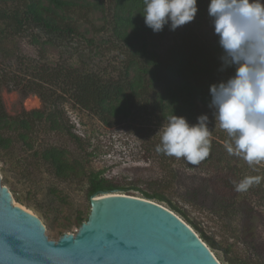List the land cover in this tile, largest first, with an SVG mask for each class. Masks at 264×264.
Segmentation results:
<instances>
[{
    "label": "rangeland",
    "instance_id": "1",
    "mask_svg": "<svg viewBox=\"0 0 264 264\" xmlns=\"http://www.w3.org/2000/svg\"><path fill=\"white\" fill-rule=\"evenodd\" d=\"M110 2L111 5L112 0ZM207 9L202 8L194 21L175 31L164 27L162 32L155 33L151 50L161 56L175 44L185 47L189 42L202 43L200 38L207 40L214 35ZM90 18L83 24L82 30L88 29L89 36L109 38L110 26L106 23L113 21V18L104 19L99 11L92 13ZM35 28L33 31L36 32ZM39 39L41 44L33 43L27 34L16 35L5 43L10 55L2 58L4 54H0V80L4 77L13 79L1 86V96L11 116L34 109L62 112L63 128L52 129L45 119L39 122L31 136L32 148L21 139L17 141L18 131H9L15 135V142L10 149L0 148V175L3 185L12 192L14 202L41 219L51 239L58 241L64 233L78 232L79 227L75 223L68 230L64 225L75 222L79 212L90 214L88 174L75 175L66 180L55 176L53 169L41 158L40 151L50 146H60L67 149L71 159L81 158L88 173L101 170L104 177L117 185V189L111 192L145 198L144 190L162 191L188 212L202 232L214 237L224 248L229 245L231 258L235 259L237 254L250 263L264 264V180L244 193L236 192L233 185V181L239 182L245 176L264 177V162L250 167L242 158L229 155L226 144L231 142L230 137L219 128L218 122L215 123L212 110L208 106L204 108L202 104L198 108L201 114L209 116L210 139L218 144V152L215 151L213 160L197 165L181 159L172 162L163 160L160 153L155 151L157 143H160L158 131L166 124H160L156 117H152L159 114L158 108L147 102L145 107L134 110V117L108 125L92 111L81 109L79 104L74 105L70 98L62 100L57 95L54 97L47 89L53 86L45 82L48 78L46 71H54L67 62L68 53L63 47L45 43L47 37ZM112 43L119 51L120 43ZM69 45L72 60V52L84 48L86 42L77 36ZM109 48L114 54L108 59L99 54L93 64L96 71L106 70L104 74L108 80L121 74L124 58L117 57L115 48ZM46 65L47 70H42ZM74 65L79 69L84 66L83 62L76 60ZM26 83L33 90L24 97ZM36 151H39V155ZM195 191L198 192L196 197L192 196ZM241 194H245L246 198ZM152 200L170 208L165 201ZM239 209H247L250 214ZM177 214L201 236L200 231L185 217ZM227 223H231L234 233L239 231L237 234H241L243 239L233 242L232 246L230 243L233 239L228 236L230 227ZM211 249L222 264H229L228 256L222 250Z\"/></svg>",
    "mask_w": 264,
    "mask_h": 264
},
{
    "label": "trees",
    "instance_id": "2",
    "mask_svg": "<svg viewBox=\"0 0 264 264\" xmlns=\"http://www.w3.org/2000/svg\"><path fill=\"white\" fill-rule=\"evenodd\" d=\"M0 0V54L2 58L10 54L5 43L10 37L28 35L33 43L41 44L39 38L47 37L45 43L56 47H63L68 53L67 62L59 65L54 71H46L45 82L53 88L47 87L51 94L59 96L62 100L70 98L74 105L92 111L103 121L112 125L117 120L134 117V110L144 106L147 102L158 108L156 121L167 123L171 115L183 116L189 123L195 124L202 111L198 108L202 104L207 108L210 101L209 86L221 80H227L234 74V68L220 71L222 49L218 44V37L214 34L202 43L189 42L187 46L175 44L158 56L151 50L152 38L155 33L145 25L143 17L142 0ZM210 0H197L198 12L206 9ZM202 7V8H201ZM101 12L104 19L113 18L106 24L110 26L108 37L102 35L89 36L88 29L82 30L92 13ZM36 27V28H35ZM36 29V32L33 29ZM165 28L169 29L166 25ZM38 30V31H37ZM101 28L97 30L99 33ZM170 30V29H169ZM33 31V32H32ZM30 35H29V34ZM81 37L86 42L84 48L73 51L71 58L69 42ZM117 41L119 51L113 46ZM117 50V57L124 56L121 74L106 79V70L96 71L93 64L97 56L102 54L108 59L112 54L111 48ZM117 47V48H118ZM83 62V68L75 67L74 61ZM47 65L42 70H47ZM33 76V75H32ZM11 77L0 80V148L10 149L14 144V136L9 131L17 132V141L21 139L29 148H32L31 136L34 127L44 119L50 123L52 129H62V112L45 109H34L15 116L7 113L1 96V86L7 85ZM32 82V81H28ZM33 87L25 84L24 97H27ZM43 98V97H42ZM153 120V119H152ZM144 130V129H143ZM214 132V131H213ZM159 144V143H157ZM217 145L211 140L209 156L200 163L211 162ZM41 158L53 169L55 176L64 180L78 175L88 174L87 195L90 197L99 191H112L117 185L102 175V171H86L81 158L71 159L67 149L60 146H50L40 151ZM39 155V151L35 152ZM163 160L172 162L175 157H168L160 153ZM181 160H184L181 158ZM175 162V161H174ZM223 175V180L225 181ZM228 179V178H227ZM226 179V180H227ZM170 186V184L168 185ZM128 189V187H124ZM123 188V189H124ZM144 197L165 201L173 211L181 214L192 224L201 237L213 249L222 250L229 264H254L249 260L235 254L230 257L229 245L222 247L214 237L202 232L189 217L188 212L177 203L168 198L162 191L144 190ZM197 191L192 193L196 197ZM246 198L245 194L240 195ZM240 196H238L240 198ZM250 204V203H249ZM248 212L247 209L239 211ZM248 214H250L248 212ZM88 219V215L79 212L75 222L64 225L66 230L72 223L80 227ZM228 236L233 242L242 239L241 234L234 233L231 223H227ZM248 242V241H246ZM238 258V260H237Z\"/></svg>",
    "mask_w": 264,
    "mask_h": 264
},
{
    "label": "clouds",
    "instance_id": "3",
    "mask_svg": "<svg viewBox=\"0 0 264 264\" xmlns=\"http://www.w3.org/2000/svg\"><path fill=\"white\" fill-rule=\"evenodd\" d=\"M142 3L145 25L154 33L162 32L166 25L175 31L194 21L198 12L197 0ZM207 11L222 49L220 71L235 69L227 80L209 86L208 107L215 123L231 139L226 144L228 154L242 158L250 167L258 165L264 162V0H210ZM158 133L157 153L183 158L193 165L209 156L207 114L199 115L195 124L173 114ZM262 180L260 175L245 176L239 182L233 181L234 190L247 192Z\"/></svg>",
    "mask_w": 264,
    "mask_h": 264
},
{
    "label": "water",
    "instance_id": "4",
    "mask_svg": "<svg viewBox=\"0 0 264 264\" xmlns=\"http://www.w3.org/2000/svg\"><path fill=\"white\" fill-rule=\"evenodd\" d=\"M90 202L78 232L56 241L14 202L0 175V264H222L191 225L159 202L108 190Z\"/></svg>",
    "mask_w": 264,
    "mask_h": 264
},
{
    "label": "bare ground",
    "instance_id": "5",
    "mask_svg": "<svg viewBox=\"0 0 264 264\" xmlns=\"http://www.w3.org/2000/svg\"><path fill=\"white\" fill-rule=\"evenodd\" d=\"M113 193H102V194H98V195H112ZM96 196H94L93 200L95 201ZM18 206H20L22 209L26 210L27 212H29V214L35 216L36 218H38L32 211H30L29 209H27L26 207H24L23 205L17 204Z\"/></svg>",
    "mask_w": 264,
    "mask_h": 264
}]
</instances>
